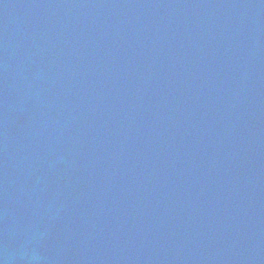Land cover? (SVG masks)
Segmentation results:
<instances>
[{
  "label": "water",
  "instance_id": "obj_1",
  "mask_svg": "<svg viewBox=\"0 0 264 264\" xmlns=\"http://www.w3.org/2000/svg\"><path fill=\"white\" fill-rule=\"evenodd\" d=\"M0 264H264V0H0Z\"/></svg>",
  "mask_w": 264,
  "mask_h": 264
}]
</instances>
